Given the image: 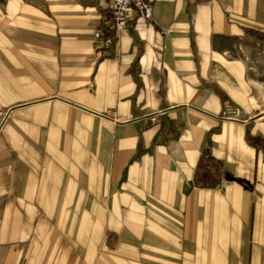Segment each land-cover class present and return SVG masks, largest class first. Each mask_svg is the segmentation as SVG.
<instances>
[{"label": "crops", "instance_id": "obj_1", "mask_svg": "<svg viewBox=\"0 0 264 264\" xmlns=\"http://www.w3.org/2000/svg\"><path fill=\"white\" fill-rule=\"evenodd\" d=\"M110 5L0 0V264H264V0Z\"/></svg>", "mask_w": 264, "mask_h": 264}, {"label": "built area", "instance_id": "obj_2", "mask_svg": "<svg viewBox=\"0 0 264 264\" xmlns=\"http://www.w3.org/2000/svg\"><path fill=\"white\" fill-rule=\"evenodd\" d=\"M156 0H111L110 17L102 30L94 31V38L101 45H111L119 34L124 30L127 23V11L133 7L144 18L152 19L154 4ZM114 112L111 116L114 117ZM2 117L5 112L0 111ZM155 121V118H153Z\"/></svg>", "mask_w": 264, "mask_h": 264}, {"label": "trees", "instance_id": "obj_3", "mask_svg": "<svg viewBox=\"0 0 264 264\" xmlns=\"http://www.w3.org/2000/svg\"><path fill=\"white\" fill-rule=\"evenodd\" d=\"M252 33L256 34L257 31H251Z\"/></svg>", "mask_w": 264, "mask_h": 264}, {"label": "rangeland", "instance_id": "obj_4", "mask_svg": "<svg viewBox=\"0 0 264 264\" xmlns=\"http://www.w3.org/2000/svg\"><path fill=\"white\" fill-rule=\"evenodd\" d=\"M3 118V117H2Z\"/></svg>", "mask_w": 264, "mask_h": 264}]
</instances>
